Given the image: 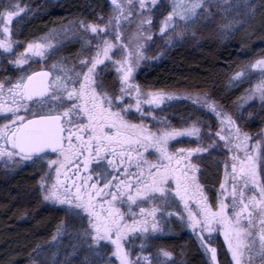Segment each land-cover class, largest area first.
Here are the masks:
<instances>
[{
	"label": "snow or ice",
	"instance_id": "6c2138e0",
	"mask_svg": "<svg viewBox=\"0 0 264 264\" xmlns=\"http://www.w3.org/2000/svg\"><path fill=\"white\" fill-rule=\"evenodd\" d=\"M219 3L109 0L107 19L69 21L22 42L13 21L26 7L0 0V160L32 163L42 201L64 213L52 239L68 234L72 254L85 253L82 264H177L170 251L149 250L153 237L170 233L173 217L196 236L208 264H217L213 233L223 236L230 264H264V130L254 138L207 95L146 91L135 77L154 28L165 46L189 32L195 38L193 27ZM244 7L255 13L247 0ZM225 19L222 34L246 22ZM69 34L82 42L71 63L58 55ZM231 80H256L241 103L264 105V58ZM180 99L218 123L197 114L175 127L162 106ZM214 153L224 157L223 178L210 200L198 174Z\"/></svg>",
	"mask_w": 264,
	"mask_h": 264
},
{
	"label": "trees",
	"instance_id": "16d2710c",
	"mask_svg": "<svg viewBox=\"0 0 264 264\" xmlns=\"http://www.w3.org/2000/svg\"><path fill=\"white\" fill-rule=\"evenodd\" d=\"M17 1L28 9L27 17L13 24L22 42L37 39L69 21H93L98 15L106 19L110 11L107 0ZM249 3L256 7L254 14L249 10L248 14L240 12L237 16L231 11L226 16L227 20L245 19L243 27L222 34L220 27L227 21L218 12V16L195 25V38L190 34L153 64L140 67L137 82L147 90L207 93L223 108H230L244 91L243 84L231 80L232 75L264 53V0ZM262 118L264 106L255 113L251 126L255 128ZM37 178L38 173L28 168L6 171L0 167V264L48 263L44 257L50 253L52 237L64 213L42 201ZM211 245L217 249L219 264H230L231 258L222 243ZM161 248L170 251L177 264L209 261L196 236L185 229L153 237L149 250L156 252ZM56 259L59 261L61 257ZM77 260L73 258L68 264H76Z\"/></svg>",
	"mask_w": 264,
	"mask_h": 264
},
{
	"label": "rangeland",
	"instance_id": "374dc122",
	"mask_svg": "<svg viewBox=\"0 0 264 264\" xmlns=\"http://www.w3.org/2000/svg\"><path fill=\"white\" fill-rule=\"evenodd\" d=\"M16 2L19 3L17 0H16ZM165 2L168 3L169 5L171 4V0H165ZM247 2L249 3V0H247ZM107 3L109 5V0H107ZM244 3H245V0H228L227 3H225L224 0H220L219 8H217V7L214 6V7H212L210 9V11L212 13L211 17L213 16V18H214L215 15L218 16V12L222 13V17H226L227 15H229L228 13H231V11L234 12L235 15H236L237 11L248 14L250 9L245 8L244 7ZM21 5L22 6H25L23 4H21ZM236 5H240V7L237 9ZM229 8L231 9L230 11H225V10H227ZM169 10H170V8H169ZM27 12H28V9L26 8V11L24 13H21L20 16L14 18L13 24H14V22L17 19H20L21 17H25L26 18L27 15H28ZM166 14L167 13H165V15ZM207 19H202L197 25L202 24V23H205V20H207ZM68 24H69V22L61 25L58 28H54V29H60L62 26H66ZM194 27H193V29H194ZM134 30H135V25L133 24L124 33L125 38L129 37ZM153 31L156 33L154 35V38H153L154 42L153 41H149L148 42V46L146 47V55L149 58L146 59V60H144L141 63V66L140 67H142L144 65H151V64H153L170 47H172L173 45L181 42L182 40H184L186 37H188L191 34L189 32L188 34H186V36H185L184 39H182V40H174L173 41V44L171 46H165L164 43H163V41L159 37L158 30L156 28H154ZM246 33L249 35V31H247ZM46 34H44L43 36H45ZM43 36H41V37H43ZM81 43L82 42L79 40V37L71 36L69 34V36L63 40V44L59 47V53H58V55L59 56H63L70 63L71 62H74L76 60V57H77L78 52L80 51V44ZM255 47L256 46H254L253 48H255ZM63 49H65L67 53H64V50ZM71 49L73 51L69 55L68 52H70ZM257 58H264V53L262 55H259L256 58H254L252 61H249L248 63L253 62ZM235 82H237V81H235ZM256 83H257L256 80H251V82H249L248 80H244L242 83L239 82V84H243L244 85V88H243L244 91H243V93L240 95L239 98L236 99V101L232 104V106H230V108L228 107V110L226 108L223 109L229 115H231L233 117V119L236 120L237 124L242 129H245L244 126H243V125H245L244 123L248 122L252 118V116L254 115V113H256L259 109H261L264 106V105L261 104V102L259 101V99H256V100H247L244 103H241V99L245 96L247 90H249L250 88L254 87ZM193 94H194L193 96H197V95L203 96L202 93L201 94H198V93L195 92ZM262 130H264V123L260 126V128H259V130L257 132L252 133L251 132L252 130H250V134L251 135L255 134L253 136L255 138L257 136V134L261 133ZM4 162H5L4 160H0V167L4 168L6 171H12L15 168L20 167V166H18V167L17 166H12V164H10V163L8 165H6V166L5 165L2 166V164ZM23 164H24V162H23ZM186 230L189 231V229H186ZM156 236H161V235L160 234H157ZM73 243H75V241H73L72 238L68 234H62V235L58 236L55 241L52 240L51 243H50V247H49V252L50 253L44 257V258H47L46 259L47 262H48L47 264H63V263L64 264H68V263H71V260L73 258L74 259L75 258L78 259L76 264H82V262L84 260L85 253H84L83 249H81V250L77 251L73 255L72 254V244ZM212 247H214V245ZM134 251H137V249H134ZM228 255L231 258V256H230L229 253H228ZM57 257L58 258L61 257V259H59V261H57V259H56ZM55 262H58V263H55Z\"/></svg>",
	"mask_w": 264,
	"mask_h": 264
},
{
	"label": "flooded vegetation",
	"instance_id": "af4514ba",
	"mask_svg": "<svg viewBox=\"0 0 264 264\" xmlns=\"http://www.w3.org/2000/svg\"><path fill=\"white\" fill-rule=\"evenodd\" d=\"M137 73H138V70L135 74L136 81H137ZM10 75H12L14 78V76L16 74L14 72H10ZM145 90L148 91L147 89H145ZM160 90L165 91V92L176 93L178 95L189 94V95L193 96L194 95L193 93H195V92L171 91V90H163V89H160ZM196 93H198V94L202 93L203 95H207L210 98V100L212 102H214L219 108L224 109L215 100H213L207 93H203V92H196ZM168 103L171 104L172 106L169 108L167 106V104L163 105L162 107L165 109L163 112V115L165 117H167V119L175 127L179 128L181 126H187V123H190L191 120L195 119L197 114L200 116V119L204 123H213V124L218 123V121H216V118L210 112H208L207 109H199L198 112H193L192 109L195 106L191 103V101L180 99V100H175V101H171ZM226 109L228 110V108H226ZM156 113H160V110L157 109ZM254 115H255V113H254ZM254 115L252 116V118L248 122L244 123L245 125H243L245 128L243 130L247 131L249 134H250V130H252L251 131L252 133L257 132L259 130L260 126L264 123V119L262 118L261 119L262 121L259 120L258 123L256 124V127L253 128L251 126V122L254 119ZM149 123H152L151 120H149ZM254 135L255 134H253L252 136H254ZM181 140H188V138H181ZM173 143H177V146H183V147H187V146H193L194 147L195 146L194 143H192V144L178 143L176 141H174ZM253 143H254V141H253ZM223 159H224V157L214 153L210 158L203 160L200 163L201 174H198L199 179H200V182L204 185V187L206 189V194L208 195L210 200H212L215 197V194H216L217 189L219 187L218 178L219 179L223 178V164H222ZM3 165L6 166L8 164H6L4 162L2 164V166ZM12 166H14V165H12ZM18 168H28V169H31V170L35 171L36 173H38V178H37V182H36L37 186H38L39 172L36 171L35 167L32 165V163L30 161L24 162V164L22 163L20 165V167H18ZM48 205L53 207V208H56L57 210H61L58 206H53L51 204H48ZM165 228L170 229L171 231L169 234H165V235H161V236H169L173 231H176L179 229H185L186 230V228H181L179 222L176 220L175 217L172 218V221L170 223L165 224ZM155 237H157V236H155ZM212 237H213L212 242L216 243L217 241H220L222 243L225 251L227 252V245L224 243L223 236L218 234V233H213ZM227 254H228V252H227Z\"/></svg>",
	"mask_w": 264,
	"mask_h": 264
},
{
	"label": "water",
	"instance_id": "95a60500",
	"mask_svg": "<svg viewBox=\"0 0 264 264\" xmlns=\"http://www.w3.org/2000/svg\"><path fill=\"white\" fill-rule=\"evenodd\" d=\"M209 258V257H208ZM217 264H219V261H218V254H217Z\"/></svg>",
	"mask_w": 264,
	"mask_h": 264
}]
</instances>
